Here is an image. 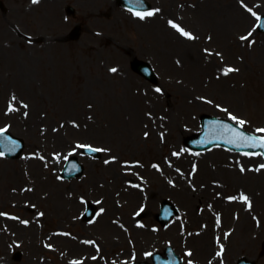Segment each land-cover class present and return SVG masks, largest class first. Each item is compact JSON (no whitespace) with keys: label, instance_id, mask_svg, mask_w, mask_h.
<instances>
[{"label":"rangeland","instance_id":"rangeland-1","mask_svg":"<svg viewBox=\"0 0 264 264\" xmlns=\"http://www.w3.org/2000/svg\"><path fill=\"white\" fill-rule=\"evenodd\" d=\"M62 1L65 3L67 0ZM231 1L152 0L155 5L154 8L159 12L157 18L148 20L146 19L148 17L141 19L139 16H136V18L125 16L127 13L118 6L114 7V4L106 6L102 0H91L90 4H85L87 19L82 16V13L81 15L79 13V18L86 21L82 37H84V43H87V47L83 49L82 45L79 44L71 46L72 48H81L83 50L82 55L79 52L75 54L78 50H61L63 45L60 43L54 44L52 42L47 47L42 48L41 43L48 42V36L52 37L59 34L64 29L67 32L75 24L74 21L63 19L65 22L64 27L59 25L64 9L62 4L52 6L53 9L46 15L44 13L45 7L37 6L35 8L32 7L34 5H29L32 0H23L24 5L22 4L23 7L18 13L7 17L0 14L3 26L9 31L7 37L14 39V42L19 40L21 42L19 43V49L22 50L21 55L17 54L20 52L19 49L16 53L15 51L12 52L10 39H5L8 52L7 54L2 53L5 60L9 61V65L0 68V128L9 127L11 132L22 136L27 141L25 158H20L17 161H0V199L4 200L8 207L11 206L13 213H15L12 206L22 204L23 208L27 201L34 199L32 196L35 195L40 198L39 204H36L35 207L44 210L46 205L41 201H44L46 196L51 195L53 187L48 185L51 183L48 178L47 182L38 178L36 172H33L35 171L34 168L46 170L47 158L51 161L62 159L61 154H66L69 149L71 151L76 150L77 144L98 145L101 134L105 136L106 140L110 137L109 143L115 145L116 148L123 144L124 139H122L118 129L123 126L127 127L124 122L128 116L137 117L141 114L150 123V116L153 115L151 110L142 107L141 99L138 96L139 88L145 89L149 93L150 99L154 95L157 98L156 100L160 102L158 114L161 116V120L167 114L166 109H169L172 117L178 118L181 128L179 133H182L184 137L193 132V122H196L197 128L199 127V117L202 113L227 115L228 117L235 116L238 120L245 121V127L252 132L264 128V35L255 32L246 41L241 39L245 36L243 34L246 33L247 35L248 31H253V13L260 14L264 12V0H239V6L237 5L235 9L231 7ZM199 2H201L200 9L210 11L209 16L212 20L216 22L217 26L223 28L215 36L213 29L207 26L200 28L198 25L195 15L199 17L202 12L196 10ZM81 8L82 6L79 7V10ZM172 8L176 10H172ZM251 8L253 13L250 16L246 9ZM234 10L237 11L234 13ZM162 13H168V15L173 16L174 20H179L184 25L189 26L191 31L197 35L195 42L199 38V44L191 45V43L188 44L186 41H182L180 48L197 49L198 46L201 53L204 50L209 52L203 62L202 57L201 68H199L202 78L198 83L203 90L191 91L192 96L199 101L196 108H186L183 99L181 102L179 99L174 100V92L177 88L178 91H181L178 85L183 82V79L190 81V77L198 75L199 71H189V77L187 75L183 78L179 76L172 54L166 56L164 52L174 49L170 43L166 45L165 40L167 38L163 37L164 41L161 43L158 37L155 40L148 38L145 30H143L146 29V25L149 26L150 24H157L159 28L163 24L167 26L166 18L164 17V20H161ZM242 21L246 23V27L243 29ZM129 23L134 29L140 28L141 33L132 30ZM233 23L237 25V28L230 31L231 28H234L233 26L230 28V24L233 25ZM157 25L155 26L156 29ZM59 28L63 29L59 31ZM17 30H21L23 34H18ZM232 32L238 36H232ZM21 35H23V39L20 38ZM165 35L167 36L168 33H165ZM38 36H41V41H35L37 43L34 44L33 37ZM206 36L212 37L208 45L205 41ZM216 37L218 40H216ZM15 44H12V46ZM39 45H41L40 48ZM96 49H99V51H95ZM63 53H66V55H63ZM12 54L16 56V60L12 56L8 59L7 55ZM133 56L150 59L156 68L157 65L159 68L164 66V64L159 65L160 56L164 57L168 70L166 72L157 70L160 75L159 85H149L131 72L129 62ZM194 56L198 59L197 55L194 54ZM68 58L71 63L67 61ZM78 61L80 62L78 63ZM50 62L56 63L55 71L52 69L50 72L56 78L59 69L64 66L70 69L71 74L74 75L67 78L62 77V79L58 77L60 81L57 80L54 84L53 81L48 80L50 78L49 74L42 71L40 66ZM75 62L78 63L79 67H82V81H87L85 85L82 84L83 82L79 80L73 71ZM111 67L123 71L124 76L112 72ZM20 68H22V71H20ZM227 68H233L237 71L225 75V69ZM23 69L30 71L33 77L24 75ZM61 71L63 72V70ZM214 71H217L219 75H213ZM14 73L16 78L11 76ZM113 80L115 83H112ZM214 83L230 84L234 88L226 92L216 91V88L210 87ZM155 89H161V92L157 93ZM13 96L16 97L15 101L12 100ZM160 97L162 98L159 100ZM168 100L171 101L168 103ZM202 103H206V106L203 107ZM10 105L15 109L14 111L9 110ZM23 105H27V107L25 108ZM34 109H40L41 121L38 127L31 129L24 118L28 114H34ZM223 109L228 112L223 113ZM104 130L107 132L104 133ZM97 133L100 135L98 136ZM110 133L111 135H109ZM175 137L174 143L177 144L179 138L175 140ZM178 145L184 149V152L189 153L184 144L183 146ZM108 146L110 148L114 147ZM168 150L167 153L163 151L164 154H169L173 149L168 148ZM117 152H115L116 155ZM186 153L180 157L182 169L192 184L188 187L191 191L183 190V204L187 211H183L182 223L186 229L188 225H191L186 230V234L188 236L192 234L198 236L199 231L195 229L211 226L208 219L201 220L204 223L198 224V216L194 214L202 215V213L200 208L198 210L192 203L195 202L196 197V194L192 193H197L198 187L205 183L206 190L210 194L220 192L222 194L221 198L223 197V201L226 202L224 209L229 212L222 213L223 219L221 215V222L225 220V215L224 229L227 228L226 232H229L231 238L230 249L234 245L241 247V254L246 252V249L241 245H247V251L250 250L252 244L258 245L264 238V167H261V165H264V159L259 155L241 156L224 149H215V151L200 155L189 153L191 156ZM202 163H210L206 175L202 170ZM92 164L94 165V163ZM197 166H199L198 169ZM100 169L99 165V168L94 169L91 173H88V171L82 180L73 181L72 183L78 184L77 188L71 183V192L80 191L83 196H87L86 198L91 195L90 184L97 183L101 189V196L110 198V201L107 200L101 206L103 215L93 226L86 227V224L79 220L80 209L75 208L78 210L73 217L75 222L70 228L78 236L80 244L83 246L82 240H93L99 245L100 242L103 245H100L103 250L102 257L99 256L97 261L87 258L84 264H112L111 258H114V252L111 251L114 248L110 246V243L111 236H114V228L111 224V217H118L119 215L126 217L128 213L132 214L136 207L127 191L131 187L127 186L122 191L112 188L111 184L107 183L110 180L107 176L108 170L101 172ZM239 169H243V171ZM95 172L97 173L95 174ZM236 172L240 177H243L242 181L237 180V182H234L235 180L230 179V176H233ZM198 178L203 180H198ZM34 179L37 181L33 182ZM218 179L220 184L215 188L214 184ZM250 180H259L262 183L260 188L255 189L254 195L248 187L249 184H247ZM21 183L27 185V187L32 186L33 195L26 196L20 192ZM17 184L19 191L15 192ZM56 190L54 199L60 202L56 205L63 206L64 196H58L60 193L58 189ZM241 192L245 195L248 194L249 198L251 196L253 206L251 205L250 208L239 207L236 201L233 204L228 203L231 197L238 196ZM92 198H94V195ZM246 208L248 211L251 209V211H246ZM214 221L216 222V219ZM8 224L5 225L6 228L10 227ZM46 224V229L49 231L57 232L59 227L63 230L62 226H58L56 223L48 225L46 221ZM244 227H247V229ZM6 228L3 229L2 227L0 229V264H41V260L44 262L43 264H63L64 260L65 264H70L82 259V252L76 250L71 255L68 254L67 258H60L61 261L59 262L58 258L55 261H53V258H34V261L31 258H22L21 261H15L11 253H9V256L4 253V248L8 251L9 247L5 246L3 248L2 246L3 242L5 244L10 242V236L7 234L9 232L4 233ZM70 228L66 227L65 230ZM259 236L263 238L255 240ZM124 243L128 244L126 240H124ZM198 243L199 241L193 239L192 243L188 244L189 246L193 245L194 248ZM125 249L124 247L121 250ZM115 251L117 253L118 250ZM93 255H95V251L92 250L91 256ZM122 259L125 258H121L120 261ZM217 259H221L222 264H229L230 261L234 262L235 260V258ZM115 260L116 258L113 259V261ZM260 264H264V258L260 260Z\"/></svg>","mask_w":264,"mask_h":264},{"label":"snow or ice","instance_id":"snow-or-ice-1","mask_svg":"<svg viewBox=\"0 0 264 264\" xmlns=\"http://www.w3.org/2000/svg\"><path fill=\"white\" fill-rule=\"evenodd\" d=\"M32 3L33 4H36V3H39V0H32ZM249 11H251V9H249ZM155 13L154 12H147V13H140V12H137V13H135V15H137V16H139L141 19H144L145 18V16H152V15H154ZM253 15H255V13H253ZM257 19H259V17H257ZM170 23V25L174 28V29H176L179 33H180V35H182V36H184V37H186V38H188V39H195V36L192 34V33H190V32H188V31H186L184 28H182L181 26H179V25H177V24H175V23H173V22H169ZM257 27H264V25H257ZM241 39H247V37H241ZM111 71L112 72H116L117 71V69H115V68H112L111 69ZM233 71H237L236 69H233V68H227V69H225V75H227L229 72H233ZM156 91H160V89H156ZM12 100L13 101H15L16 100V97L15 96H13L12 97ZM25 108L27 107V105H23ZM9 110L10 111H14L15 109L13 108V107H11V105H10V108H9ZM230 119H232L233 121H237V123L239 124V125H243V124H245V121H243V120H238V118L237 117H235V116H230ZM5 131V129H0V135H3V132ZM257 131L258 132H260V133H264V129H257ZM242 136H243V134H241ZM246 140H248V141H250L249 143H247L246 145H244V146H246V147H253V148H256V147H258V148H261V149H264V136H262V137H260V138H257V137H244ZM78 147H87V148H89L91 151H103V149H94V148H90V146H86V145H78ZM247 154V153H246ZM254 155H260V154H262V153H253ZM261 167H264V165H261ZM242 171H243V169H241ZM240 199L243 201V202H245V203H247L248 204V207L250 208L251 207V202L249 201V198L246 196V195H244L243 193L241 194V196H240ZM223 252V246H221V253ZM221 253H217V255H220ZM188 255H191V253H188ZM74 264H75V262H74Z\"/></svg>","mask_w":264,"mask_h":264},{"label":"bare ground","instance_id":"bare-ground-1","mask_svg":"<svg viewBox=\"0 0 264 264\" xmlns=\"http://www.w3.org/2000/svg\"><path fill=\"white\" fill-rule=\"evenodd\" d=\"M232 7L234 8V6H232ZM234 25H236V24L234 23ZM236 26H237V25H236ZM236 26L234 27V29H236ZM152 29H153V27H152ZM155 36H156V34H155ZM181 55H182V54H181L180 52H178V53L176 54V56L180 57V59H181ZM191 65H193V64L191 63ZM181 89H182V90H188L189 88H188V85H185V84H184V85L181 86ZM175 96H176V94H175ZM194 101H195V100L193 99V97L186 98L185 106L191 105ZM166 118H167V117H166ZM29 119H30V121H31V119L34 120V121H36V120H38V117H30ZM167 120H168V118H167ZM36 122H37V121H36ZM168 122H169V120H168ZM168 122H166V123H168ZM172 176H174V175L172 174ZM178 180H179V181H182L183 178H178ZM199 202L205 207L207 213L210 212V209L215 210V211H220V203H219V201H213V200H212L210 197H208V196L199 199ZM210 202H214V204H213V206L209 209L208 206L210 205V204H209Z\"/></svg>","mask_w":264,"mask_h":264}]
</instances>
